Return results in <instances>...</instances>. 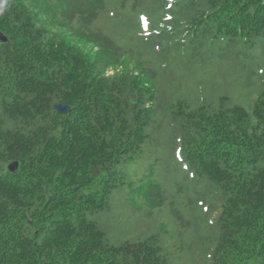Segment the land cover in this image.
<instances>
[{"label": "trees", "instance_id": "trees-1", "mask_svg": "<svg viewBox=\"0 0 264 264\" xmlns=\"http://www.w3.org/2000/svg\"><path fill=\"white\" fill-rule=\"evenodd\" d=\"M181 1L176 27L155 37L177 38L157 59L174 51L188 67L191 55L212 64L264 38V0ZM106 8V0H8L0 15V264H199L185 250L189 229L212 248L211 264H264V68L252 113L222 93L215 105L213 97L171 104L182 145L177 172L166 186L145 171L135 186L125 166L142 173L155 156L165 127L157 102L178 84L168 76L163 87L167 72L102 27ZM186 14L196 15L180 30ZM109 64L122 71L104 80ZM57 102L70 110L59 113ZM125 185L141 189L148 214L168 212L172 230L163 223L111 244L88 214L108 208ZM203 200L218 211L216 224Z\"/></svg>", "mask_w": 264, "mask_h": 264}, {"label": "rangeland", "instance_id": "rangeland-1", "mask_svg": "<svg viewBox=\"0 0 264 264\" xmlns=\"http://www.w3.org/2000/svg\"><path fill=\"white\" fill-rule=\"evenodd\" d=\"M106 2L107 8L100 18L102 27L113 36L117 34L116 36L123 39L124 44H132L145 59L153 60L161 71L167 72L166 78L161 82L163 87L166 88L170 82L168 76L178 84L177 87L169 90L171 93L161 92L157 102L158 115L164 119L165 127L160 141L150 149L155 156L152 155L149 161L143 163L142 173L138 164L136 169L133 166H125L126 180L135 182V186L140 184L139 180L145 171L151 170L159 174L160 180L166 182L167 186L172 179V173L177 172L174 171L175 158L182 155L181 135L175 131L177 125L171 119L169 106L180 99H188L192 102L202 100L203 97L206 99L213 97L212 102L215 105L217 97L222 93L232 97V104H238L252 113L254 99L262 90L257 71L264 68V38L257 39L254 47L248 45L240 47L239 44L236 49L230 50L229 57L219 60L215 57L212 64L209 61L204 62L202 58L194 62V56L191 55L190 59L193 62L188 67L186 63L182 64L180 60H176L180 52L173 51L166 59H157V56H163L161 51L165 52L168 44L177 38V35H174L172 38L156 40L164 27H176L174 23L180 18V13L185 10L182 8L181 0H127L125 4L124 0H106ZM195 15H184V23L179 27L180 30ZM205 46L208 48V44ZM197 55L199 58L198 52ZM197 55L195 53V57ZM244 73H249V77L241 83L243 81L241 75ZM239 78L240 81L236 83ZM169 162L172 163L170 168ZM211 183L212 181L206 177V188ZM188 198L193 199L191 202L193 207L197 196L189 194ZM134 201L140 208L136 207ZM208 201L212 200H203L200 205H206L212 212L213 205ZM147 212L148 206L144 202L141 189L130 192L129 187L125 185L113 190L108 208L88 214V217L97 222L98 226L105 231L108 241L114 245H121L126 240L135 241L156 233L162 229L163 223H168V229L172 230L174 227L173 218L168 212L155 213L154 211L152 214ZM195 216L186 215V218L192 220ZM208 232L209 227H205L203 235L207 236ZM186 234L185 250L194 255L197 263L211 264L214 257L212 248H207L204 241H201L202 238L198 240L195 230L189 229Z\"/></svg>", "mask_w": 264, "mask_h": 264}, {"label": "clouds", "instance_id": "clouds-1", "mask_svg": "<svg viewBox=\"0 0 264 264\" xmlns=\"http://www.w3.org/2000/svg\"><path fill=\"white\" fill-rule=\"evenodd\" d=\"M8 6V0H0V15L4 13ZM122 69L120 67H113L111 64L103 66L100 72V77L104 80H111L115 76L119 75ZM55 109V108H54ZM56 110V109H55Z\"/></svg>", "mask_w": 264, "mask_h": 264}, {"label": "water", "instance_id": "water-1", "mask_svg": "<svg viewBox=\"0 0 264 264\" xmlns=\"http://www.w3.org/2000/svg\"><path fill=\"white\" fill-rule=\"evenodd\" d=\"M54 108L61 114L67 113L70 110V106L68 104H61L59 102L54 104Z\"/></svg>", "mask_w": 264, "mask_h": 264}]
</instances>
